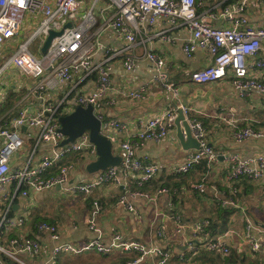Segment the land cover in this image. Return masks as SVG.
<instances>
[{
  "label": "crops",
  "instance_id": "obj_1",
  "mask_svg": "<svg viewBox=\"0 0 264 264\" xmlns=\"http://www.w3.org/2000/svg\"><path fill=\"white\" fill-rule=\"evenodd\" d=\"M78 1L80 8L74 24L83 19L93 2ZM240 1L196 0L198 13L211 10L216 15H219L225 6ZM92 13L95 25L91 32L94 34L93 40L98 44L92 55V67L107 61L110 80L109 90L101 101L99 112L103 120H114L121 125L120 129L113 132L114 154L120 153V143L129 141L134 145L136 158L157 166L158 171L149 183L141 187L132 179L126 181L122 179V185L105 184L94 188L89 195L74 194L67 188L88 183L93 178L94 175L86 173L85 167L95 157H91L86 150L70 153L43 175L44 178L55 175L59 165L72 164L73 169L69 173L67 184L60 190H56L55 187L44 192L30 190L25 198L15 191L14 183L7 186L4 191L0 190V214L7 203L11 202L10 216L27 219L24 228L10 232L3 244H7L8 239L19 236L36 239L40 242L42 251L33 258L23 259L30 264H48L51 250L56 243L51 241L47 234L38 235L34 225L38 222L50 223L58 228L59 243L80 246L97 237L87 226V220L93 211L92 203L97 202L100 212L95 217V223L103 241L118 233L127 241L151 242L174 254L182 252L188 254L186 249L188 241L197 250L190 262L182 263L173 259L169 264H222L224 262L220 256L207 251L205 246L207 242L220 238L229 248L230 254H235L236 264H264V252L251 254L248 242L244 238L247 218L254 227L250 232L252 237L264 241L262 228L264 176L253 182L245 178L239 179L237 181L239 192L235 200L241 209H232L228 217H220V212L231 209L221 206V201L228 196V188L224 181L227 173L224 158L234 153L243 157L264 155L263 141L248 140L236 143L232 135L234 131L245 127H251L256 131L264 130V95L252 91L249 95L241 97L229 79L206 84L193 83L191 73L211 64L212 56L204 50H197L190 58L184 55L182 48L190 35L185 27L168 31L166 34L170 39L166 40L161 36H155L169 28L166 23H158L151 28L143 25L135 33L134 46L125 50L124 40L118 38L113 30L105 27L106 21L113 13L108 2L98 1ZM244 16L251 26L264 25V10L260 8H250ZM39 20V16L26 15L19 35L5 43L0 59L11 54L26 34L35 29ZM215 23L221 25L223 20L218 18ZM36 43L40 54L36 57L40 58L41 49L39 42ZM149 52L165 61L169 82L178 90L176 97L155 81L154 66L146 58V53ZM126 55L135 58V66L131 71H126L122 66ZM254 58L264 60V47ZM48 72L46 71V74ZM253 72L257 80L264 83V69ZM97 77V71L87 76L76 74L71 81L58 85L55 90H45L39 95L32 96L28 91L37 81L15 68L6 69L0 75V127L9 126L21 110L32 114L47 104L59 106L61 116L70 114L77 106L75 104L77 95L94 93ZM135 91L143 93V99L128 96V93ZM9 100L12 101L10 106ZM179 105L189 109L190 118L202 123L208 145L219 155L217 162L211 165L206 162L205 166L201 162L185 175H175L173 170L194 150H182L176 137V127L161 141H139L137 138L140 120L156 117L169 107ZM223 117L229 122L223 121ZM17 132L23 139V146L10 161L11 171L23 168L28 161L30 166L37 165L43 158L50 156L52 146L37 143L36 130L21 128ZM201 182L205 183L207 188L204 194H198L192 189L193 185ZM144 187L147 188L146 191L142 190ZM163 188L167 189V192L160 195L155 204L130 195L136 191L154 193ZM123 195L126 196L133 211H128L118 204L119 197ZM176 218L185 227L180 234L177 233ZM210 219L219 223L215 235L206 233V230L200 234L193 232L191 228L193 223L207 220L210 226ZM158 231L163 232L162 238L158 236ZM133 259V254L119 252L110 255L85 253L60 255L56 264H73L76 261H79L77 264H126ZM140 264H151V259L146 258Z\"/></svg>",
  "mask_w": 264,
  "mask_h": 264
},
{
  "label": "built area",
  "instance_id": "obj_2",
  "mask_svg": "<svg viewBox=\"0 0 264 264\" xmlns=\"http://www.w3.org/2000/svg\"><path fill=\"white\" fill-rule=\"evenodd\" d=\"M98 1L100 0H93L92 7L83 21L74 24L80 8L78 0H0V54L5 43L19 35L26 15L40 17L35 29L26 34L16 49L7 57L0 59V75L12 67L36 80L35 85L28 91L29 95L36 96L45 90L53 91L58 85L68 83L76 74L87 76L97 71L94 93L77 95L75 104L84 108L91 107L95 116L101 121V131L112 141L113 132L120 129L121 125L114 120H103L99 112L101 101L110 87L107 61L92 67V55L98 47L97 42L93 40L94 34L91 32L95 25L92 12ZM106 1L113 9V13L106 21L105 27L113 30L118 38L124 40L125 50L134 46L135 33L143 25L151 28L158 23H166L169 28L155 35L166 40L170 39L166 34L168 31L182 26L190 33L182 48L184 55L190 58L197 50H204L212 56L211 64L191 73L193 83L206 84L229 79L232 87L241 97L249 95L252 91L264 95V83L258 81L253 72L264 69V60L254 58L264 47V25L251 26L244 16L250 8L264 10V0H241L239 3L225 6L219 15L211 10L198 13L196 0ZM218 18L223 20L221 25L215 23ZM67 25L70 26L67 27ZM51 31H61V35L52 39L40 58L36 57L31 53L30 46L39 42V49H41ZM146 58L154 66L155 81L176 97L178 90L169 82L165 61L150 52L146 53ZM122 66L126 71H131L135 66V58L126 55ZM46 71L49 72L46 74ZM128 96L133 99L144 97L143 93L137 91L128 93ZM58 109L59 106L47 104L32 114L21 110L9 126L0 127V190L4 191L7 186L14 183L15 191L25 198L30 190L44 192L53 189L56 185L63 188L73 169L72 164L59 165L58 172L47 178L43 177L44 173L70 153L86 150L91 157H95V148L89 143L87 136L78 138L75 143L67 147H60L63 136L58 131L59 124L56 116ZM178 112L183 115L192 137L199 143V148L189 153L181 163L176 165L174 174L185 175L203 160H206L208 165L217 162L219 155L208 145L202 123L190 118L189 109L182 105L169 107L156 117L140 120L137 132L139 141H161L166 138L175 127L174 122ZM222 120L229 122L226 117ZM21 128L36 130L37 143L50 144L52 150L50 156L43 158L37 165L30 166L28 161L23 168L11 171L10 161L23 146V139L17 132ZM232 135L236 143L248 140L264 142V130L256 131L251 127L236 130ZM119 150L122 156L119 168H107L94 174L88 183L74 185L67 190L74 194L89 195L94 188L105 184L122 185V179L123 181L132 179L138 187L149 183L157 173L158 167L137 159L134 145L129 141L120 143ZM224 160L227 165L224 181L228 188V196L221 201V206L241 209L235 200L239 192L237 181L242 178L252 182L261 179L264 176V155L243 157L234 153L226 156ZM192 189L198 194H204L207 191L203 182L193 185ZM166 192L167 189L163 188L154 193L136 191L130 195L155 204L158 197ZM118 204L128 211H133L125 195L119 197ZM92 205L93 211L87 220V226L97 237L80 246L59 243L58 228L50 223L38 222L34 225L38 235L47 234L50 240L56 243L51 250L48 264H56L60 255L85 253L110 255L113 252L133 254L134 259L126 264H140L146 258L151 259V264H169L173 259L183 263L190 262L197 253L196 247L188 241H186L188 254L184 252L174 254L151 242L127 241L118 233H114L107 241H103L95 223L100 206L97 202H93ZM10 208L11 202L7 203L0 214V254L15 264H30L23 258H33L42 251L39 241L19 236L10 238L7 244H3L10 232L23 229L27 223L25 217H11ZM176 221L177 233L180 234L185 227L178 218ZM208 226L209 222L203 220L193 223L191 228L194 233L200 234ZM253 229L251 220L246 218L244 238L248 242L249 251L251 254L264 252V241L255 239L250 234ZM157 234L161 238L164 236L162 231H158ZM205 246L207 251L217 253L222 260L230 254L229 248L220 238L207 242ZM0 264H2L1 259Z\"/></svg>",
  "mask_w": 264,
  "mask_h": 264
},
{
  "label": "water",
  "instance_id": "obj_3",
  "mask_svg": "<svg viewBox=\"0 0 264 264\" xmlns=\"http://www.w3.org/2000/svg\"><path fill=\"white\" fill-rule=\"evenodd\" d=\"M69 26L67 25V27ZM59 35H61V31H51L49 33L41 48L42 54L46 52L52 39ZM57 121L59 124L58 131L63 136L60 147H67L75 143L78 138L87 136L89 143L95 148V159L85 167L88 175H94L110 167H120L122 156L120 153L114 154V145L106 134L101 131V121L95 116L91 107L84 108L77 105L70 114L59 116ZM174 125L176 127V137L182 150H197L199 143L192 137L189 126L181 112H178ZM55 189L60 190L61 186L56 185ZM262 228L264 229V225Z\"/></svg>",
  "mask_w": 264,
  "mask_h": 264
},
{
  "label": "trees",
  "instance_id": "obj_4",
  "mask_svg": "<svg viewBox=\"0 0 264 264\" xmlns=\"http://www.w3.org/2000/svg\"><path fill=\"white\" fill-rule=\"evenodd\" d=\"M12 101L11 100H9L8 101V106H10ZM59 111H57V113H56V116L58 117V116H61V113H60V109H58ZM201 162H203V165L205 166L206 165V160H203V161H201ZM200 162V163H201ZM142 190H147V188H143ZM232 213V209H230V210H223L222 212H220V217L222 218V217H228L230 214ZM210 226L206 229V233H209L210 235H215V233H216V229H217V227L219 226V223L217 224L216 223V220H213V219H210ZM222 226H223V224H222ZM0 259H1V261H2V264H15L14 262H12L11 260H9L6 256H4V255H1L0 254ZM217 259H218V261H219V257H217ZM222 262V261H221ZM223 262L224 263H222V264H236L237 262H236V256H235V254H230L228 257H226L225 258V261H224V259H223ZM121 264H124V263H121Z\"/></svg>",
  "mask_w": 264,
  "mask_h": 264
},
{
  "label": "rangeland",
  "instance_id": "obj_5",
  "mask_svg": "<svg viewBox=\"0 0 264 264\" xmlns=\"http://www.w3.org/2000/svg\"><path fill=\"white\" fill-rule=\"evenodd\" d=\"M84 17H85V15H84ZM84 17H83V19H84ZM77 18H78V14H77ZM83 19L81 20V21H83ZM30 51H31V53H33V54H35V56H40V54H39V52H38V50H37V43H34V44H32L31 46H30ZM56 203V202H55ZM57 204H58V202H57ZM56 206H58V205H56ZM77 263H79V261H76L75 263H73V264H77Z\"/></svg>",
  "mask_w": 264,
  "mask_h": 264
}]
</instances>
